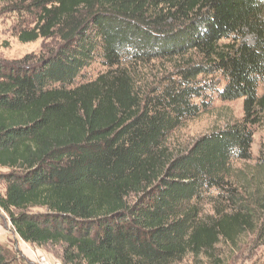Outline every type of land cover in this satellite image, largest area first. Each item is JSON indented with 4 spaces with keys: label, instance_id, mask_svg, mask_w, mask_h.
Wrapping results in <instances>:
<instances>
[{
    "label": "trees",
    "instance_id": "16d2710c",
    "mask_svg": "<svg viewBox=\"0 0 264 264\" xmlns=\"http://www.w3.org/2000/svg\"><path fill=\"white\" fill-rule=\"evenodd\" d=\"M18 2L36 17L18 41L55 43L0 63V210L19 239L62 246L63 264H225L264 246V158L251 152L264 0ZM153 62L174 72L149 84ZM213 95L241 100V120L171 150ZM17 259L0 245V264Z\"/></svg>",
    "mask_w": 264,
    "mask_h": 264
},
{
    "label": "rangeland",
    "instance_id": "374dc122",
    "mask_svg": "<svg viewBox=\"0 0 264 264\" xmlns=\"http://www.w3.org/2000/svg\"><path fill=\"white\" fill-rule=\"evenodd\" d=\"M35 15L26 10H21L18 0L0 3V63L20 61L26 56H38L40 53L51 49L55 43L50 40L39 39L32 43L23 44L18 41V34L34 26ZM251 43V38H247ZM175 62H153L140 68V73L147 78L149 84H154L165 72H174ZM101 71L99 65H92L87 69L89 77H94ZM264 94V84L258 88V95ZM210 96V95H209ZM243 116L242 101L220 102L213 95L212 102L207 111L202 112L197 118L184 122L168 137L167 144L171 150L183 151L200 136L217 130H222L241 120ZM254 159L264 158V121L254 127L253 143L251 147ZM252 165L253 163H249ZM6 169L0 168V194H4L5 187L2 176ZM38 211V210H34ZM0 245L18 253L17 263L25 260L31 264H63L62 246L47 245L43 247L27 244L19 239L10 224L6 214L0 210ZM45 259L44 262L41 260ZM264 262V246L252 253L238 252L225 261V264H261ZM181 264H203L193 262L187 258Z\"/></svg>",
    "mask_w": 264,
    "mask_h": 264
},
{
    "label": "built area",
    "instance_id": "2783aa9c",
    "mask_svg": "<svg viewBox=\"0 0 264 264\" xmlns=\"http://www.w3.org/2000/svg\"><path fill=\"white\" fill-rule=\"evenodd\" d=\"M45 259H42L41 261L44 262Z\"/></svg>",
    "mask_w": 264,
    "mask_h": 264
}]
</instances>
